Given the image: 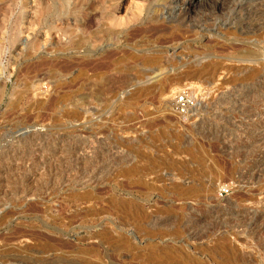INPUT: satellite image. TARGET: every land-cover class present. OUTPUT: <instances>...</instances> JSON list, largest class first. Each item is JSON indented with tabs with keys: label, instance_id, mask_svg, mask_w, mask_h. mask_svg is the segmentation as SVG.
Listing matches in <instances>:
<instances>
[{
	"label": "rangeland",
	"instance_id": "1",
	"mask_svg": "<svg viewBox=\"0 0 264 264\" xmlns=\"http://www.w3.org/2000/svg\"><path fill=\"white\" fill-rule=\"evenodd\" d=\"M170 1L0 0V264H264V233L242 235L240 214L216 219L260 197L264 172L253 189L240 178L261 150L262 90L238 68L202 86L175 63L248 65L254 14L205 2L183 38L189 26L162 20ZM33 129L40 146L14 143ZM249 139L247 155L229 149ZM186 183L191 197L174 189Z\"/></svg>",
	"mask_w": 264,
	"mask_h": 264
},
{
	"label": "bare ground",
	"instance_id": "2",
	"mask_svg": "<svg viewBox=\"0 0 264 264\" xmlns=\"http://www.w3.org/2000/svg\"><path fill=\"white\" fill-rule=\"evenodd\" d=\"M209 1V3H210V1L211 2H213V0H200V5L199 4H197V1H195V0H183V2H184V4L185 5H187V6H190V7H184V12H185V17H184V19H178V16H179V14L178 15H176V11H177V9H178V5H180L179 4V0H171L170 2H169V6L168 7H166V8H163V12H161L162 13V20H169V19H171V18H175V20H173V22L175 21V23H178V25L179 26H184V25H187V26H189V28H187V31H185L186 29H184V31H185V34H184V31H183V29H182V31H183V38H185V37H191L192 38V35H194L195 33H196V30H197V26H195L194 25V22H193V17L191 16L193 13L194 14H197V12L199 13V12H201V10L203 9V7L205 6V2H208ZM218 1V0H217ZM225 1H227V0H222V2L224 3ZM167 2V1H166ZM199 2V1H198ZM219 2V1H218ZM160 3V2H159ZM158 3V4H159ZM168 3V2H167ZM223 3H221V4H223ZM157 4V3H156ZM218 4V3H217ZM225 4V3H224ZM239 5V4H238ZM222 6V5H221ZM224 6V5H223ZM222 6V7H223ZM156 8V7H155ZM154 8V9H155ZM157 9V8H156ZM155 9V10H156ZM162 9V8H161ZM160 9V10H161ZM223 9V8H222ZM158 11V10H157ZM239 11H241L242 12V16H241V18H239V19H245V18H243L244 16V14L245 15H247V14H251V13H253L254 14V19L252 20V26H250V27H248L247 26V28H248V30H245V29H243V30H245V31H243L242 32V34L244 33L245 35H247V37H252L253 38V40L252 41H257L256 42V44H254V42L252 43V44H249V42H248V48L245 50L246 51V53H243L244 54V56H243V58H246V59H248L249 60V64L248 65H237V66H235V65H230V64H228V62L226 63V62H220V63H213V64H209V65H207V64H205V63H201V62H198L197 60H196V57H197V55H192V56H189L188 58H181V57H179L178 55V57H176V55H174L176 58H178V59H175L174 61H175V63H176V65H178V64H181L182 66H183V64L181 63L182 61L184 62V60H186L185 62H184V65H187V67L186 68H184L183 70V72H182V70L180 71V72H182V76L183 77H181L180 75H178L179 73H176L178 76H180L181 77V79H185V80H191V81H197V84H198V82L199 83H201V84H203L202 86H204V85H212L213 84V81H215V79H217L216 77V75H218V73L220 72H226L227 70H230V73H231V70L232 69H237L238 68V71H239V73H238V76L239 75H241V77L243 78V79H246L247 81L248 80H250V79H252L253 80V82L259 87V90H262V99H264V47L260 44L262 41H260L259 42V44L261 45H259V44H257L258 43V41L259 40H262L261 38H264V0H241V3H240V7H239ZM160 12V11H159ZM159 12H157V13H159ZM192 12V14L190 15V13ZM187 13V14H186ZM151 14V13H150ZM180 14H182V13H180ZM241 14V13H240ZM237 15H239V12H238V14ZM236 15V16H237ZM158 16V15H157ZM251 16V15H250ZM207 17V16H206ZM238 17H240V15L238 16ZM246 17V16H245ZM247 17L249 18V16L247 15ZM247 19V18H246ZM245 19V20H246ZM252 19V18H251ZM161 20V19H160ZM244 20V21H245ZM237 21V20H236ZM241 21V20H240ZM248 24V23H247ZM246 24V25H247ZM227 25V24H226ZM232 25V24H231ZM234 25V24H233ZM232 25V26H233ZM202 26V25H201ZM165 27V26H164ZM167 27V26H166ZM174 27H176V26H174ZM206 27V26H205ZM184 28V27H183ZM234 28V27H233ZM167 29V28H166ZM171 28H169V30H170ZM179 29V28H178ZM199 29V28H198ZM201 29V28H200ZM203 29V28H202ZM215 29V28H214ZM179 31V30H178ZM181 31V32H182ZM202 31V30H201ZM200 31V32H201ZM207 30H205V31H202L203 33H204V35H202L200 38H203V37H205V35H206V32ZM208 32V34H209V31H207ZM239 32V31H238ZM214 33V32H213ZM176 34V33H175ZM198 34H200V33H198ZM221 34V33H220ZM239 34H241L240 32H239ZM188 35H190V36H188ZM215 35V34H214ZM177 36H179L178 34L176 35V38H177ZM198 36V35H197ZM200 36V35H199ZM216 36V35H215ZM222 37V35H217V37ZM194 37H195V35H194ZM228 37V36H227ZM223 38V37H222ZM236 38V37H235ZM181 39V38H180ZM183 40V39H182ZM198 40V39H197ZM264 40V39H263ZM191 41V40H190ZM150 42V41H149ZM151 42H152V40H151ZM183 42V41H182ZM220 42V41H219ZM247 42V41H246ZM187 43V42H186ZM251 43V42H250ZM262 43H264V42H262ZM175 46V45H174ZM204 52V51H203ZM242 52H244V51H242ZM200 53V52H199ZM212 53V52H211ZM193 54V53H192ZM196 54V53H195ZM204 54H205V52H204ZM231 54V53H230ZM207 55V54H206ZM233 59V58H232ZM172 61H173V59H172ZM245 61V60H244ZM243 61V62H244ZM152 62H153V59H147V60H145L144 61V65H148V64H152ZM216 62V61H215ZM162 63V62H161ZM168 63H169V61H168ZM173 62H171L170 64H172ZM175 63H173V64H175ZM157 64V63H156ZM172 64V65H173ZM237 64V63H236ZM241 64V63H240ZM165 65V64H164ZM153 66V65H152ZM169 66V65H168ZM180 67V66H179ZM179 67H177V68H179ZM175 69H176V67H175ZM209 70H210V72H209ZM177 71V70H176ZM179 71V70H178ZM229 72V71H228ZM175 74V75H176ZM181 74V73H180ZM173 75V74H172ZM176 75V76H177ZM220 75V74H219ZM221 75H223V73L221 74ZM171 76V75H170ZM226 76V75H225ZM166 77V76H165ZM224 78V77H223ZM226 78V77H225ZM230 78V77H229ZM180 79V78H179ZM239 79V78H238ZM237 79V80H238ZM158 80V79H157ZM160 80H162V78L160 79ZM160 80H158V82L157 83H155V85H152V86H150L149 88H152V87H154V88H157V87H159L158 85L159 84H161V83H159V81ZM166 80V79H165ZM163 81V80H162ZM167 81H168V79H167ZM155 82V81H154ZM163 82H165V81H163ZM169 82V81H168ZM216 82V81H215ZM253 82H252V85H253ZM143 83V82H142ZM166 83V82H165ZM164 83V84H165ZM194 83H196V82H194ZM222 83V82H221ZM239 83V82H238ZM249 83V82H248ZM248 83H246V85H249ZM150 84V83H149ZM223 84V83H222ZM244 84V83H243ZM167 85V84H166ZM215 85H218V84H215ZM220 85V84H219ZM146 89H149L148 88V85L146 84ZM155 86H157V87H155ZM161 86V85H160ZM201 86V85H200ZM214 86V85H213ZM241 86V85H240ZM250 86V85H249ZM217 87H219V86H217ZM242 87V86H241ZM240 87V88H241ZM252 87V86H251ZM250 87V88H251ZM254 87V86H253ZM143 88V87H142ZM204 88H206V87H204ZM214 88V87H213ZM212 88V89H213ZM245 88H247V87H245ZM257 88V87H256ZM255 88V89H256ZM248 89V88H247ZM251 89H253V88H251ZM258 89V88H257ZM256 89V90H257ZM144 90V89H143ZM153 90H156V89H153ZM238 90V89H237ZM230 91V90H229ZM245 91H246V89H245ZM247 91H249V90H247ZM252 91V90H251ZM253 92V91H252ZM258 92V91H257ZM257 92H256V94H257ZM144 93H145V91H144ZM253 93H255V92H253ZM253 93H251V94H253ZM259 93H261V92H259ZM138 94V93H137ZM251 94H249L248 93V95H250L251 97H252V95ZM244 95H246L245 93H244ZM248 95H247V97H248ZM254 96L253 97H255V94H253ZM258 95H260V94H258ZM222 96V95H221ZM257 96V95H256ZM233 97V96H232ZM246 97V96H245ZM258 98V97H257ZM222 100V99H221ZM229 100V99H228ZM260 100V99H259ZM223 101V100H222ZM244 101V100H243ZM261 101V100H260ZM228 102V101H227ZM259 102V101H258ZM262 102V101H261ZM225 103V102H224ZM242 103V102H241ZM229 104V103H228ZM262 104V103H261ZM241 105V104H240ZM246 107V106H245ZM236 109V108H235ZM214 110V109H213ZM226 110V109H225ZM233 110V109H232ZM212 111V110H211ZM219 111V110H218ZM212 113V112H211ZM220 113V112H219ZM223 113V112H222ZM225 113V112H224ZM241 113V112H240ZM250 113V112H249ZM253 114V113H252ZM211 115V114H210ZM222 115V114H221ZM218 116V115H217ZM254 116H258L259 118H261L260 120H259V124H257V126H255V128L257 129V130H259V131H257L258 132V136H256V138H257V141H256V143H258L259 145H261L260 146V153H258L259 155H257V160L255 161L254 160V162L252 163V164H250L249 165V163H250V159H248L249 157L248 156H246V157H243V162L245 163V167H244V171H243V175L241 174V178H240V183L244 186V187H252V189H253V186L254 185H258V187H259V184H261L260 182H259V180L257 179V175H259V173H261V172H264V135H262V133L264 134V111L262 112V111H260L259 113L257 112V114H255ZM219 117H220V115H219ZM252 117V116H251ZM221 118H223V117H221ZM242 118V117H241ZM247 118H248V116H247ZM256 118V117H255ZM218 119V118H217ZM230 119V118H229ZM228 119V120H229ZM250 119H252V118H250ZM223 120V119H222ZM257 120H258V118H257ZM217 121V120H216ZM236 121V120H235ZM256 121V120H255ZM246 122V121H245ZM253 122V121H252ZM258 122V121H257ZM237 123V122H236ZM254 124H256V123H254ZM202 125V124H201ZM251 125V124H250ZM248 126V125H247ZM254 125H252V127H253ZM245 127V126H244ZM236 128V127H235ZM246 128V127H245ZM248 128H250V127H248ZM135 130V129H134ZM244 131H245V129H244ZM244 131H243V133H244ZM247 131H248V129H247ZM250 131V130H249ZM254 130L252 129V132H253ZM44 132L45 131H41V130H30V131H26V132H24V133H21L19 136H16L15 137V139H16V141H14V143L15 142H21L22 140H23V138H33L32 140H31V142L34 144V146H40V144L39 143H36V141L37 140H35V138H37V137H39V136H44L43 134H44ZM255 132H256V130H255ZM245 133H246V131H245ZM251 134V133H250ZM36 135H37V137H36ZM39 135V136H38ZM224 135V134H223ZM255 135V134H254ZM253 135V136H254ZM257 135V134H256ZM25 136V137H24ZM221 136V135H220ZM230 136V135H229ZM245 136V135H244ZM249 136V135H248ZM246 137V136H245ZM250 137V136H249ZM255 137V136H254ZM242 138V137H241ZM235 139V138H234ZM249 140H251V139H249ZM248 140V141H249ZM235 141V140H234ZM245 142V143H243L241 146L239 145H233L234 143H232V145L231 144H229L230 146H229V149L232 151V150H241L242 151V153H244L243 154V156H245V155H247V154H245V150H247V149H249L250 148V146H252V144H254V143H252V140H251V142ZM228 143V142H227ZM239 144V143H238ZM224 145V144H223ZM258 146V145H257ZM29 148V147H28ZM257 148V147H256ZM259 148V147H258ZM228 149V150H229ZM252 149H253V147H252ZM231 151H229V152H231ZM240 151V152H241ZM238 152V151H237ZM232 153V152H231ZM1 154V153H0ZM236 154V153H235ZM31 159V158H30ZM6 161H7V159H6ZM30 162V161H29ZM34 162V161H33ZM76 162H78V161H76ZM243 163V164H244ZM249 165V166H248ZM70 168V167H69ZM238 169V168H237ZM242 173V172H241ZM8 174V173H7ZM71 174V173H70ZM249 174H251V176L249 175ZM250 176V177H249ZM260 176V175H259ZM259 176H258V178H259ZM261 177V176H260ZM264 178V177H263ZM77 180V179H76ZM264 181V180H263ZM78 182V181H77ZM85 182V181H84ZM89 183V182H88ZM239 183V184H240ZM63 184H64V186H63ZM66 184H69V182H68V180L66 181V182H62L61 183V185L59 186V188H62L61 190H63L64 188L63 187H65V185ZM84 184H86V183H84ZM264 184V183H263ZM263 184H261V188H258L257 186V188H258V190L256 189V193L258 192V195L260 196L259 198H258V200H257V198H256V200L258 201V203H257V201H256V203H254L253 205H252V207H248V208H246V210L245 209H243V210H239L240 212H238V213H236V211L234 212V211H229V213L227 214V215H225L227 212L225 211V213L224 214H220V216H219V218H216V219H219V220H222L223 218H225V216H227L228 217V215H229V218H231V217H233V215L235 214V218H237V216H236V214H240L241 215V217H240V220H241V223H240V225L238 226L237 225V231H240L241 233H242V235L243 234H247V233H249V235H252V236H254V237H259L261 234H263L264 233V188H262V187H264V186H262ZM241 185V186H242ZM56 186V185H55ZM63 186V187H62ZM87 186V185H86ZM188 186H190L188 183H186V184H183V185H181V186H176L175 185V187H174V189L176 188V189H184L183 190V193H185L187 190H190L189 189V187ZM204 186V185H203ZM242 186V187H243ZM82 187L84 188V186L82 185ZM246 187V188H247ZM255 187V188H256ZM192 189H194L193 187H191ZM201 189V188H200ZM199 189V190H200ZM202 190V189H201ZM192 191H194V190H192ZM191 191V192H192ZM254 191V190H253ZM191 192L189 193V192H186L185 193V195H187V196H192V195H194V194H191ZM197 191H195V193H196ZM255 192V191H254ZM193 193V192H192ZM188 194H191V195H188ZM181 195H182V193H181ZM184 195V194H183ZM182 195V196H183ZM184 195V196H185ZM253 200V199H252ZM219 206V205H218ZM222 206V205H221ZM255 206H257V209H254V207ZM247 207V206H246ZM258 207H260V208H258ZM221 208V207H220ZM256 208V207H255ZM225 209V208H224ZM259 209V210H258ZM233 210V209H232ZM236 210V209H235ZM191 214V213H190ZM217 214V213H216ZM215 214V215H216ZM230 215H232V216H230ZM226 217V218H227ZM143 218V217H142ZM214 219V218H213ZM216 219H214V220H216ZM233 219H234V217H233ZM232 219V220H233ZM237 219H239V218H237ZM225 220V219H224ZM227 220H231V219H227ZM236 220V219H235ZM152 221H154V220H152ZM150 222V221H149ZM148 222V223H149ZM157 220H156V222H155V225L157 224ZM187 222H189V221H187ZM240 222V221H239ZM152 223H154V222H152ZM184 223V222H183ZM158 224H159V222H158ZM236 224H238V223H236ZM184 225V224H183ZM215 225V224H214ZM235 226V225H234ZM182 228V227H181ZM165 229V228H164ZM236 229V228H235ZM160 231V230H159ZM186 231V230H185ZM191 232V231H190ZM239 232V233H240ZM240 233V234H241ZM233 234V233H232ZM238 234V233H237ZM264 235V234H263ZM240 237V236H239ZM244 237V236H243ZM262 237V236H261ZM260 237V238H261ZM189 239L190 238H192V233H191V235H189V237H188ZM259 238V239H260ZM256 240V239H255ZM257 243V242H256ZM264 243V242H263ZM262 242L260 243V245L261 244H263ZM259 245V246H260ZM101 247V246H100ZM99 247V248H100ZM102 247H104V246H102ZM263 247H264V245H263ZM260 248V247H259ZM262 248V247H261ZM258 249V248H257ZM102 250H104V248L102 249ZM263 250V249H262ZM111 251V250H110ZM260 252V251H259ZM99 253H102V254H105V252L104 251H99ZM99 253H97L96 254V252H95V254H96V258H97V256L98 257H100V254ZM109 253V252H108ZM108 253H107V256H108ZM94 254V255H95ZM260 254V253H259ZM89 255V254H88ZM94 255L92 256V257H94ZM106 256V257H107ZM104 257H105V255H104ZM105 257V258H106ZM121 257V256H120ZM84 258V257H83ZM89 258V257H88ZM95 258V257H94ZM95 258V259H96ZM98 259V258H97ZM263 259V258H262ZM261 259V260H262ZM88 260V259H87ZM26 261V260H25ZM75 261V260H74ZM109 262V261H108ZM114 263V262H113ZM83 264V263H82Z\"/></svg>",
	"mask_w": 264,
	"mask_h": 264
},
{
	"label": "built area",
	"instance_id": "3",
	"mask_svg": "<svg viewBox=\"0 0 264 264\" xmlns=\"http://www.w3.org/2000/svg\"><path fill=\"white\" fill-rule=\"evenodd\" d=\"M189 106H190V101L186 97H180L175 101V107L181 113H184L189 108ZM220 194L222 196L228 195V189L226 188L221 189Z\"/></svg>",
	"mask_w": 264,
	"mask_h": 264
}]
</instances>
